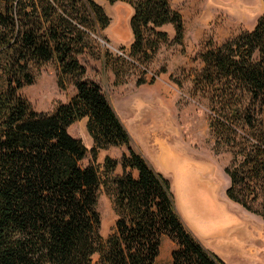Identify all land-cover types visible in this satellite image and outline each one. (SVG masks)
Instances as JSON below:
<instances>
[{"label":"trees","instance_id":"trees-1","mask_svg":"<svg viewBox=\"0 0 264 264\" xmlns=\"http://www.w3.org/2000/svg\"><path fill=\"white\" fill-rule=\"evenodd\" d=\"M98 1L0 0V76L6 84L0 86V264H158L165 237L176 245L169 264H225L184 227L171 182L134 149L100 85L87 79L79 58L96 45L97 29L110 24ZM104 1L133 10L131 58L143 61L151 46L146 34L165 43L167 33L155 30L167 25L182 43L183 19L169 0ZM201 60L196 90L214 105L216 146L226 145L232 154L226 196L264 221V13L253 31L208 50ZM50 63L58 66L59 88L71 84L76 95L51 114L37 113L19 92ZM84 119L91 151L68 133ZM109 148L127 153L123 174L105 182L118 220L104 239L96 162ZM89 154L91 165L82 168ZM117 165L107 157L106 173Z\"/></svg>","mask_w":264,"mask_h":264},{"label":"rangeland","instance_id":"rangeland-1","mask_svg":"<svg viewBox=\"0 0 264 264\" xmlns=\"http://www.w3.org/2000/svg\"><path fill=\"white\" fill-rule=\"evenodd\" d=\"M97 3L109 17L110 24L107 28L97 29L96 35L92 36L96 45L79 58L87 70V79L100 85L128 130L134 149L155 171L165 168L160 163L159 154L164 147L213 168L211 175L217 184L215 195L219 205L225 204L226 208L214 203L211 208L215 214L220 208L229 212L235 216L236 223L225 228V236L195 235L177 208L187 231L225 264H264V221L227 198L230 181L225 170L231 164L232 154L228 146H216L210 127L215 118L212 111L214 105L210 96L196 90L195 85L204 68L201 55L234 40L243 32L253 31L264 13L263 0H169L171 8L182 16L183 41L181 44L174 41L175 32L171 25L156 29V32H166L168 39L165 43L158 42L154 33L146 34L151 46H146V55L141 58L143 61L130 57L135 43L130 28L132 8L123 3L112 5L104 0ZM58 75V66L47 64L34 71V84L25 86L19 92L35 112L51 114L76 95V89L71 84L65 90L59 88ZM5 85V78L0 76V86ZM260 120L264 129V109ZM68 133L91 151L94 143L87 130V119L73 124ZM126 153L125 148L101 150L96 162L103 182L97 211L101 219L100 234L104 239L114 233L118 220L115 195L105 182L108 176L112 178L123 174L121 160ZM107 157L118 163L111 174H107L105 169ZM91 161L89 154L80 165L87 168ZM158 173L171 182L177 198L175 176ZM175 202L177 207L176 199ZM175 249L172 240L163 238L157 263H171V253Z\"/></svg>","mask_w":264,"mask_h":264},{"label":"crops","instance_id":"crops-1","mask_svg":"<svg viewBox=\"0 0 264 264\" xmlns=\"http://www.w3.org/2000/svg\"><path fill=\"white\" fill-rule=\"evenodd\" d=\"M160 151V163L165 168L163 171L157 169L165 175L172 173L175 180L177 179L178 195L175 199L183 221L195 235L197 233L202 236L209 235L207 226L211 221V204L226 208L225 204L219 205L215 195L217 184L211 175L213 168L181 152L176 154L169 147H164ZM222 208L220 211L217 210L219 211L217 219L225 225L224 228L233 227L236 223L235 216L225 212Z\"/></svg>","mask_w":264,"mask_h":264},{"label":"bare ground","instance_id":"bare-ground-1","mask_svg":"<svg viewBox=\"0 0 264 264\" xmlns=\"http://www.w3.org/2000/svg\"><path fill=\"white\" fill-rule=\"evenodd\" d=\"M211 211V221L207 226V231L210 237L217 238L221 236H225V225L218 219L215 218V213L213 209H210Z\"/></svg>","mask_w":264,"mask_h":264}]
</instances>
